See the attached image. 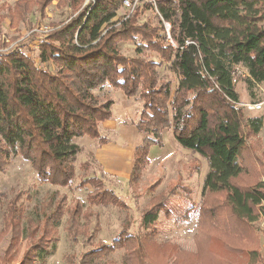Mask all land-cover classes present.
I'll return each mask as SVG.
<instances>
[{
	"label": "trees",
	"instance_id": "1",
	"mask_svg": "<svg viewBox=\"0 0 264 264\" xmlns=\"http://www.w3.org/2000/svg\"><path fill=\"white\" fill-rule=\"evenodd\" d=\"M34 1L44 14L54 0L20 1L16 16L30 13ZM125 1L60 0L71 15L39 41L36 56L19 47L0 53V172L20 156L41 184L70 189L82 151L74 141L89 137L100 147L110 143L101 124L113 119L115 102L101 101L95 91H121L143 101L136 129L144 138L134 149L132 186L140 185L152 147L164 146L166 129L179 146L208 162L196 224L198 250L175 263L237 264L235 256L246 253L239 242H256L255 224L264 217V165L248 144L261 132L263 118H245L236 90L238 66L246 70L243 80L249 87L264 84V0H152L150 8L161 19L158 27L139 21L141 7L117 19ZM122 43L134 45L136 55L124 54ZM151 53L166 63L175 82L162 79L158 68L163 63L147 58ZM88 185L93 188L87 195L90 206L127 208L98 176L81 180L75 189ZM24 195L9 201L3 215L0 242L11 235L3 264H45L66 213L63 195L24 227ZM166 199V192L151 199L142 218L143 235L123 229L110 244L98 243L83 253L78 264H167V253L156 241L160 216L168 213ZM91 213L79 201L71 207L65 231L73 241L80 235L89 242L95 238L99 228L89 235ZM23 240L28 248L19 259ZM214 240L225 255L210 253ZM121 250L120 263L100 262ZM248 254L250 264L261 261L257 249Z\"/></svg>",
	"mask_w": 264,
	"mask_h": 264
},
{
	"label": "rangeland",
	"instance_id": "2",
	"mask_svg": "<svg viewBox=\"0 0 264 264\" xmlns=\"http://www.w3.org/2000/svg\"><path fill=\"white\" fill-rule=\"evenodd\" d=\"M20 1L23 0H0V53L19 47L25 54L36 56L39 41L52 30L54 25L66 21L71 15V10L60 6V0H54L42 14L34 1L36 5L31 7V12L23 14L25 18L22 16L19 19L16 16L18 15L16 9ZM150 1L152 0H136L133 10H128L123 6L117 19L141 7L142 14L139 21L141 23L148 21L158 27L161 19L158 17L157 9L150 8ZM120 47L124 54L136 55L135 46L131 43H122ZM147 58L162 62V59L154 53L148 54ZM162 63L158 68L162 79L175 82L174 74L166 68L164 61ZM244 75L248 76L246 70L238 66L236 68L238 78L236 90L240 97L239 107L243 109L245 118H263L261 132L257 137L249 138L248 144L253 146L251 148L254 156L264 165V84L249 87L243 80ZM95 95L101 101L113 99L115 102L113 121L101 124V133L110 140V143L100 147L96 140L89 137L74 141L82 151L77 157L76 178L70 189L41 184L31 165L22 157L13 156L5 171L0 172V230L3 227L6 207L17 194L25 193L22 198L26 207L24 227H27L28 220L40 219L44 207L49 210L55 200L65 195L66 213L58 228L57 241L51 247L52 253L46 258L45 264H78L83 253L90 251L98 243L110 244L123 229H128L135 235H143L145 231L142 218L144 213L151 208V199L161 192H166L167 199L164 203L168 213L161 214L159 224L156 226L157 246L167 253V264H176L178 260L186 259L188 254L198 250L196 224L203 198L204 178L208 171L207 160L179 146L171 130L166 129L162 132L164 146L152 147L151 163L140 185L132 186L129 177L133 152L144 138V135L136 129L139 114L143 109V101L139 98H128L123 92L109 87L95 91ZM87 160L90 162L89 168L85 170L80 168V165ZM92 176L101 178L105 188L112 190L127 205V208L114 205L90 206L87 202V195L93 191L92 186L88 185L85 189H75V187L81 180ZM160 179L162 182L159 187L153 192L150 191L149 188ZM28 196L31 197L30 200L26 199ZM76 201L84 205V211L92 212L89 218L91 223L89 224V235L93 233L95 226L99 228L91 242L88 241V236L84 235H80L79 240L75 242L65 231L69 211ZM84 223L85 221L81 220V224ZM255 226L258 229L256 242L238 241L245 246L246 253L235 256L234 260L237 264H250L251 257L248 253L252 249H257L261 256V261L256 264H263L264 217H261ZM10 239L11 235L8 234L0 242V264H3L2 258L11 242ZM27 248L28 243L23 240L19 253H17L19 259L22 258ZM208 249H211V254L225 255L223 248L217 244L216 240ZM122 255V250L117 251L101 258L100 262L113 260L120 263ZM149 263L152 264L150 261Z\"/></svg>",
	"mask_w": 264,
	"mask_h": 264
},
{
	"label": "built area",
	"instance_id": "3",
	"mask_svg": "<svg viewBox=\"0 0 264 264\" xmlns=\"http://www.w3.org/2000/svg\"><path fill=\"white\" fill-rule=\"evenodd\" d=\"M135 4H136L135 2H132V1H130V0H126V1L124 2V6L127 7L128 10H133ZM165 27H166L167 31L170 30L169 24H166V23H165Z\"/></svg>",
	"mask_w": 264,
	"mask_h": 264
},
{
	"label": "crops",
	"instance_id": "4",
	"mask_svg": "<svg viewBox=\"0 0 264 264\" xmlns=\"http://www.w3.org/2000/svg\"><path fill=\"white\" fill-rule=\"evenodd\" d=\"M114 118V117H113ZM113 121V119L112 120H110V121H106V122H104V123H102V125H104V124H106V123H111ZM102 125H101V127H102ZM99 146V145H98ZM106 146V145H105ZM104 147V146H103ZM133 157H134V152H133ZM132 164H133V161H132ZM131 170H132V167H131ZM130 174H131V172H130Z\"/></svg>",
	"mask_w": 264,
	"mask_h": 264
}]
</instances>
